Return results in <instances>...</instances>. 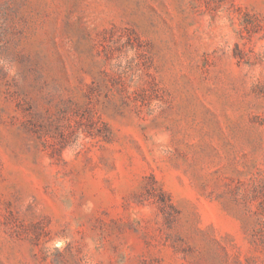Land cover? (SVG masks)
Masks as SVG:
<instances>
[{
    "label": "rangeland",
    "instance_id": "1",
    "mask_svg": "<svg viewBox=\"0 0 264 264\" xmlns=\"http://www.w3.org/2000/svg\"><path fill=\"white\" fill-rule=\"evenodd\" d=\"M0 264H264V0H0Z\"/></svg>",
    "mask_w": 264,
    "mask_h": 264
}]
</instances>
